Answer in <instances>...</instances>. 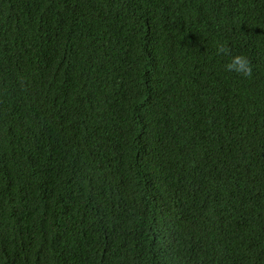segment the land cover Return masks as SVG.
I'll list each match as a JSON object with an SVG mask.
<instances>
[{"label": "trees", "instance_id": "16d2710c", "mask_svg": "<svg viewBox=\"0 0 264 264\" xmlns=\"http://www.w3.org/2000/svg\"><path fill=\"white\" fill-rule=\"evenodd\" d=\"M0 264H264V0H0Z\"/></svg>", "mask_w": 264, "mask_h": 264}]
</instances>
